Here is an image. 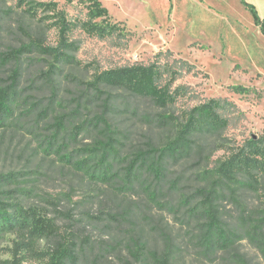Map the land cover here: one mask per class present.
<instances>
[{
	"label": "rangeland",
	"instance_id": "1",
	"mask_svg": "<svg viewBox=\"0 0 264 264\" xmlns=\"http://www.w3.org/2000/svg\"><path fill=\"white\" fill-rule=\"evenodd\" d=\"M53 1L71 19H88L86 0ZM100 1L108 10L106 23L112 31L101 37L73 28L72 58L57 63L30 45H57V30L14 0H0V85L9 84L13 69L19 70L13 113L0 125V174L12 173L14 181L0 183V199L19 201L53 221L55 232L37 241V252L75 241L82 264H159L156 260L163 252L171 256L168 264H264L263 255L246 237L227 251L205 253L196 236V221L187 213L194 200L181 204L203 184V170L264 133L260 26L241 0ZM249 1L264 19V0ZM24 45L30 49L18 58L5 55ZM153 61L167 70L161 83L175 71L170 89H178L179 95L166 107L122 88L102 85L97 93L87 85L94 72ZM237 85L246 90L236 91ZM210 98L222 104L218 111L228 121L225 129L206 138L202 154L169 160L154 197L148 193L155 182L146 174L140 182L122 184L91 178L74 164L87 155L80 149L106 141V133L123 157L149 143L160 145L173 136L174 127L158 123V114L180 120L186 110ZM100 115L108 126L99 121ZM59 119L65 121L57 136L59 141L64 138L60 151L56 143L47 145ZM89 120L98 124L88 125ZM119 160L115 169L124 165ZM169 180L176 181L175 187ZM219 204L228 225L236 221L239 210L261 212L264 179L257 190L242 186L235 198L223 196ZM18 240L5 233L0 255L10 251L13 256ZM46 258L20 250L11 262L0 264H44Z\"/></svg>",
	"mask_w": 264,
	"mask_h": 264
},
{
	"label": "trees",
	"instance_id": "2",
	"mask_svg": "<svg viewBox=\"0 0 264 264\" xmlns=\"http://www.w3.org/2000/svg\"><path fill=\"white\" fill-rule=\"evenodd\" d=\"M14 1L29 15L37 16L40 21L57 30V45H44L40 41H33L30 44L57 63L68 62L72 58L71 51L74 44L69 41V33L73 28L79 26L86 33L101 37L106 36L113 28L106 23L108 10L100 0H86L88 2V19L86 20L71 19L66 11L53 0ZM241 2L250 11L254 22L260 26L264 34V19L258 14L255 5L248 0H241ZM38 10L41 13L38 14ZM29 49L30 47L24 45L19 49L6 52L5 55L18 58ZM53 66L56 65L50 64V67ZM166 71L165 66H161L156 61L149 64L109 68L94 72L87 85L97 93L101 92L102 85L122 88L132 94L147 97L154 105L163 108L174 103L179 95L178 89H170V83L175 78L174 70L169 81L160 82ZM18 76L19 70L14 68L9 77L10 83L0 85V125L4 124L13 113L12 105L15 103ZM235 89L238 92H244L246 87L237 85ZM107 102V99L103 101L104 110L108 108ZM221 106L219 99L210 98L186 110L180 120L171 121L170 115L158 114L156 118L158 123L164 126L173 125V136L160 145L149 143L146 148L134 150L124 157L113 145L114 139L106 133V141H98L90 147L85 146L80 149L87 155L73 160L74 164L91 178H102L106 181L115 179V182H122V184L140 182L144 180L143 176L146 174L151 183L155 182L153 191L148 193L154 197L162 178H165L166 164L169 160L178 161L193 156V154H202L206 138L218 136L225 129L228 121L218 111ZM98 119L108 126L105 116L100 115ZM87 124H98V121L89 120ZM64 125L65 121L57 120L56 131L47 140V145L50 147L56 143L59 151L64 138L59 141L57 136ZM69 156L71 157V154ZM117 159H120L119 163H124L121 169L114 167V164L118 163ZM12 176V173L0 174V183L14 181L10 179ZM201 179L203 184L196 187L190 196H185L181 204L189 205L194 200V203L187 209V213L196 221V236L203 251L205 253H214L218 249L227 251L238 239L246 237L264 257V209L259 213L239 210L236 221L228 225L222 219L219 204L223 196L235 198L242 186L257 190L262 183L264 179V133L259 136L253 135L243 144L229 151L228 155L219 160L214 167L203 170ZM150 182L146 186L151 184ZM169 184L175 187L176 181L169 180ZM8 232H15L19 238L12 249L13 257H17L20 250H26L34 254L40 253L41 257L47 256L44 264L83 263L81 252L75 241H62L52 251L37 252L35 250L37 241L55 232L53 221L37 214L31 208H25L19 201L4 202L0 199V239ZM169 258L171 256L163 252L156 262L168 264Z\"/></svg>",
	"mask_w": 264,
	"mask_h": 264
},
{
	"label": "clouds",
	"instance_id": "3",
	"mask_svg": "<svg viewBox=\"0 0 264 264\" xmlns=\"http://www.w3.org/2000/svg\"><path fill=\"white\" fill-rule=\"evenodd\" d=\"M6 235L11 239V240H15L16 239V233L15 232H10V233H6ZM8 248H12L13 245L11 243H9L7 245ZM13 259V256H12V253L9 251V252H6V253H3L2 255H0V260H7L9 262H11Z\"/></svg>",
	"mask_w": 264,
	"mask_h": 264
},
{
	"label": "crops",
	"instance_id": "4",
	"mask_svg": "<svg viewBox=\"0 0 264 264\" xmlns=\"http://www.w3.org/2000/svg\"><path fill=\"white\" fill-rule=\"evenodd\" d=\"M248 2H250L249 0H248ZM251 3V2H250ZM253 4V3H252ZM256 7V6H255ZM257 9V8H256ZM258 11V10H257ZM259 14V13H258ZM260 15V14H259ZM261 17V16H260ZM262 18V17H261ZM263 19V18H262Z\"/></svg>",
	"mask_w": 264,
	"mask_h": 264
}]
</instances>
